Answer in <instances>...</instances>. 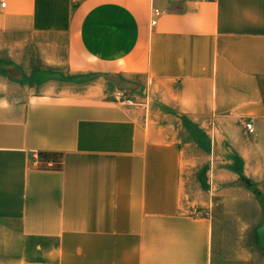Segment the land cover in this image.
<instances>
[{
  "label": "crops",
  "instance_id": "1",
  "mask_svg": "<svg viewBox=\"0 0 264 264\" xmlns=\"http://www.w3.org/2000/svg\"><path fill=\"white\" fill-rule=\"evenodd\" d=\"M63 64L108 82L26 83ZM183 127L211 135L206 173L264 192V0H7L0 264H221L213 218L182 208ZM260 246L240 261L264 264Z\"/></svg>",
  "mask_w": 264,
  "mask_h": 264
},
{
  "label": "rangeland",
  "instance_id": "2",
  "mask_svg": "<svg viewBox=\"0 0 264 264\" xmlns=\"http://www.w3.org/2000/svg\"><path fill=\"white\" fill-rule=\"evenodd\" d=\"M42 66L39 65L40 68ZM47 67L29 73L26 83L38 91L83 93L94 85L107 84L109 79L91 71L72 72L64 64ZM136 101L130 104L139 103ZM178 129L176 138L183 157L178 177L182 208L196 216L209 213L213 218L217 236L214 252L221 264H246L240 261V253L253 251L254 245L260 246L259 242L260 248L264 247V192L258 187L262 180L242 175L235 179L226 177L223 181L212 173H206L214 160L211 135L193 127L192 144H185L184 139L189 138L190 132L187 130L186 133L184 127ZM233 183L238 185L234 187Z\"/></svg>",
  "mask_w": 264,
  "mask_h": 264
},
{
  "label": "built area",
  "instance_id": "3",
  "mask_svg": "<svg viewBox=\"0 0 264 264\" xmlns=\"http://www.w3.org/2000/svg\"><path fill=\"white\" fill-rule=\"evenodd\" d=\"M7 4V0H0V6L1 7H5ZM150 16H151V23L155 24L157 22V16L164 13L165 9H162L160 7L157 6H152L150 9ZM117 98H120L122 100H126L129 103H134V100L130 97H126L122 92H118ZM246 129L250 132L253 133L255 131V125L253 120L250 118V120L246 121Z\"/></svg>",
  "mask_w": 264,
  "mask_h": 264
}]
</instances>
